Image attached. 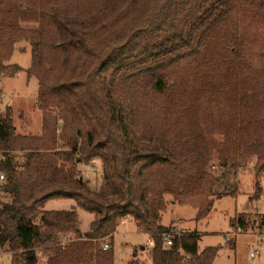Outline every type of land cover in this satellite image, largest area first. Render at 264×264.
Returning <instances> with one entry per match:
<instances>
[{
	"label": "trees",
	"instance_id": "trees-1",
	"mask_svg": "<svg viewBox=\"0 0 264 264\" xmlns=\"http://www.w3.org/2000/svg\"><path fill=\"white\" fill-rule=\"evenodd\" d=\"M242 25L264 27V0H0V77L21 69L7 62L26 42L41 111L31 134L0 108L9 264H115L126 219L150 246L125 264H141V249L150 264H212L218 245L199 250L198 233L161 214L168 194L205 218L220 196L215 170L264 174V37L256 65ZM96 158L103 179L92 191L77 164ZM261 193L257 179L251 198ZM55 199L91 212L89 229L75 209L44 208Z\"/></svg>",
	"mask_w": 264,
	"mask_h": 264
},
{
	"label": "rangeland",
	"instance_id": "rangeland-1",
	"mask_svg": "<svg viewBox=\"0 0 264 264\" xmlns=\"http://www.w3.org/2000/svg\"><path fill=\"white\" fill-rule=\"evenodd\" d=\"M249 33L252 45L251 59L258 64V51L264 37V27L257 25H242ZM30 47L26 42H18L7 64H18L21 69L14 77H0V108L9 105L14 113V122L19 132L41 133V111L36 106L38 81L36 77H27L26 69L30 65ZM21 113V114H20ZM20 114V115H19ZM252 164V162H251ZM79 174L92 191H97L101 185L102 162L99 158L91 163L77 164ZM220 175V182L215 191L220 196L215 197L214 205L209 214L201 219H195L196 210L190 205L175 203L170 195H166L167 208L161 214V223L174 225L183 232L199 234L198 248L218 245L219 249L212 264H264V227L260 228L264 217V174L255 176L251 165L243 167L236 173L226 169L215 170ZM259 180L262 193L258 198H251L255 189V181ZM230 191L231 193L224 194ZM45 209L70 210L78 212L80 231L89 229L93 214L77 206L72 199H55L45 203ZM245 214L247 228L239 227L238 219ZM131 220H124L114 234V262L125 264L134 258V249L148 248L149 237L142 232H136ZM261 230V231H260ZM254 253L251 256L250 253ZM10 252L6 247H0V264H9ZM137 258L141 264H150L148 252L138 251ZM43 263L39 261L38 264Z\"/></svg>",
	"mask_w": 264,
	"mask_h": 264
},
{
	"label": "built area",
	"instance_id": "built-area-1",
	"mask_svg": "<svg viewBox=\"0 0 264 264\" xmlns=\"http://www.w3.org/2000/svg\"><path fill=\"white\" fill-rule=\"evenodd\" d=\"M1 179H3V175L2 174H0V180ZM163 238H164V240H165L167 245H170L172 243V238H171V236L168 233L164 234ZM149 244H150V242H149ZM108 247H109V245L107 243H103V245H102L103 249H107ZM250 255L254 256V253L251 252Z\"/></svg>",
	"mask_w": 264,
	"mask_h": 264
},
{
	"label": "crops",
	"instance_id": "crops-1",
	"mask_svg": "<svg viewBox=\"0 0 264 264\" xmlns=\"http://www.w3.org/2000/svg\"><path fill=\"white\" fill-rule=\"evenodd\" d=\"M20 132V131H19ZM21 133H31V132H21ZM93 161V160H92ZM91 163V162H90ZM102 183V182H101ZM123 224V223H122ZM136 232H137V230H136V228L134 229ZM147 235V234H146ZM148 236V235H147ZM9 259H7V257H6V259L5 260H10V257H8ZM9 263V262H8Z\"/></svg>",
	"mask_w": 264,
	"mask_h": 264
}]
</instances>
